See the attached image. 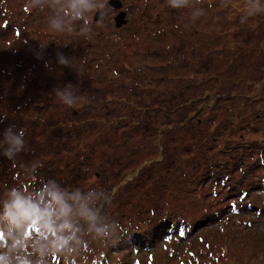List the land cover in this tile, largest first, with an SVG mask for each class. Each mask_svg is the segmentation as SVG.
Listing matches in <instances>:
<instances>
[{
  "label": "rangeland",
  "instance_id": "1",
  "mask_svg": "<svg viewBox=\"0 0 264 264\" xmlns=\"http://www.w3.org/2000/svg\"><path fill=\"white\" fill-rule=\"evenodd\" d=\"M120 1L125 25L96 0L85 35L81 21L48 26L60 9L47 4L65 0H0V130L27 142L0 157V190H31L24 166L39 160L38 177L106 192L97 207L116 228L89 241V264H264V12L241 22L251 0ZM69 83L71 106L54 94Z\"/></svg>",
  "mask_w": 264,
  "mask_h": 264
},
{
  "label": "clouds",
  "instance_id": "2",
  "mask_svg": "<svg viewBox=\"0 0 264 264\" xmlns=\"http://www.w3.org/2000/svg\"><path fill=\"white\" fill-rule=\"evenodd\" d=\"M172 8L186 6V0H168ZM32 7L42 9L45 0H32ZM49 8H58L47 19L56 32H71L73 22L81 21V34L89 32L87 14L103 5L96 0H65ZM264 12V0H251L241 22L247 17ZM204 14L202 8H193V18ZM40 49H43L40 47ZM38 58L41 51L34 53ZM59 65H70L71 59L56 53ZM74 86L56 87L54 94L66 105H73ZM27 151L23 128L9 124L0 130V157L15 162L18 154ZM39 160L24 166V174L34 182L29 190L24 186H10L0 190V264H50L51 258H60L63 264H89V241L105 243L116 225L101 214L98 201L110 203L103 190L79 187L69 189L59 179L38 177ZM94 264V262H93Z\"/></svg>",
  "mask_w": 264,
  "mask_h": 264
},
{
  "label": "water",
  "instance_id": "3",
  "mask_svg": "<svg viewBox=\"0 0 264 264\" xmlns=\"http://www.w3.org/2000/svg\"><path fill=\"white\" fill-rule=\"evenodd\" d=\"M110 5H112L114 8H119L120 11L117 13V15L114 17L115 20V26L117 28L122 27L127 23V12L122 8V2L120 0H110ZM102 15V10H98L94 15V20H99Z\"/></svg>",
  "mask_w": 264,
  "mask_h": 264
},
{
  "label": "trees",
  "instance_id": "4",
  "mask_svg": "<svg viewBox=\"0 0 264 264\" xmlns=\"http://www.w3.org/2000/svg\"><path fill=\"white\" fill-rule=\"evenodd\" d=\"M163 128H165V127H163ZM55 143H57L56 140L53 142V145H51V146L49 147V149H46V152L51 153V151L54 150ZM113 144H114V143H112V142L110 141V142L108 143V146H112ZM55 153H56V151H55ZM134 237H136V236H134ZM146 238H147V237H145V238H143V239H146ZM143 239H141L140 241H138L139 244H143V243H142ZM146 244H147V246L149 245L147 242L144 243V245H146Z\"/></svg>",
  "mask_w": 264,
  "mask_h": 264
}]
</instances>
